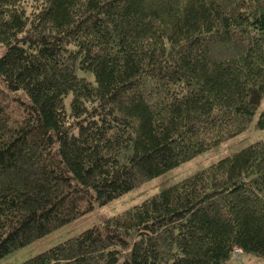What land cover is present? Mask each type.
Wrapping results in <instances>:
<instances>
[{"label": "trees", "instance_id": "16d2710c", "mask_svg": "<svg viewBox=\"0 0 264 264\" xmlns=\"http://www.w3.org/2000/svg\"><path fill=\"white\" fill-rule=\"evenodd\" d=\"M251 124L264 0H0V260ZM235 248L264 260V139L18 264H237Z\"/></svg>", "mask_w": 264, "mask_h": 264}, {"label": "rangeland", "instance_id": "374dc122", "mask_svg": "<svg viewBox=\"0 0 264 264\" xmlns=\"http://www.w3.org/2000/svg\"><path fill=\"white\" fill-rule=\"evenodd\" d=\"M256 117L257 112L253 117V121ZM252 124L249 125L244 132L236 135L235 137L218 143L206 152L180 164L178 167L157 178L141 183L130 192L119 196L104 205L95 206L91 211L84 214L80 218L71 221L63 227L55 229L28 246L12 252L7 257L1 259L0 264H18L33 254H37L60 241L77 235L86 228L103 223L105 218L115 216L124 210L131 208L135 204H138L144 199L156 194L163 187L182 179L185 175L210 164L216 159L231 154L254 141L263 140L264 129H255ZM246 257L247 256H245V254L241 253L240 255L237 254L232 258L233 260L239 259L241 262Z\"/></svg>", "mask_w": 264, "mask_h": 264}, {"label": "crops", "instance_id": "0c3cea01", "mask_svg": "<svg viewBox=\"0 0 264 264\" xmlns=\"http://www.w3.org/2000/svg\"><path fill=\"white\" fill-rule=\"evenodd\" d=\"M235 263L237 264H264V260L253 258V257H246L243 259V261L240 262V260H235Z\"/></svg>", "mask_w": 264, "mask_h": 264}, {"label": "built area", "instance_id": "2783aa9c", "mask_svg": "<svg viewBox=\"0 0 264 264\" xmlns=\"http://www.w3.org/2000/svg\"><path fill=\"white\" fill-rule=\"evenodd\" d=\"M241 253H242V252H241L239 249L235 248V249L233 250L232 257H233V256H236L237 254L240 255Z\"/></svg>", "mask_w": 264, "mask_h": 264}]
</instances>
